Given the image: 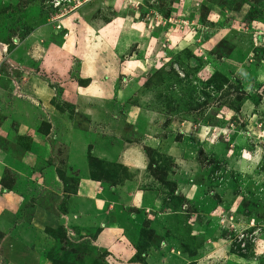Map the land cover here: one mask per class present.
Returning a JSON list of instances; mask_svg holds the SVG:
<instances>
[{"label":"rangeland","instance_id":"obj_1","mask_svg":"<svg viewBox=\"0 0 264 264\" xmlns=\"http://www.w3.org/2000/svg\"><path fill=\"white\" fill-rule=\"evenodd\" d=\"M0 138V264H264V0H0Z\"/></svg>","mask_w":264,"mask_h":264},{"label":"crops","instance_id":"obj_2","mask_svg":"<svg viewBox=\"0 0 264 264\" xmlns=\"http://www.w3.org/2000/svg\"><path fill=\"white\" fill-rule=\"evenodd\" d=\"M110 28H113L112 25H110V26L108 25L107 29H110ZM41 85H43L45 87L43 82H41V83H39V89L43 87ZM44 89H45V91L48 90L46 87ZM20 125H21L20 127L24 128L23 123H21ZM23 128L18 129L21 132V134H19L20 136L13 138L14 143H18V146L21 149H23L22 154H25L28 158H33L35 156H39L40 158H46V157L49 158L50 154H48L46 152L44 147L46 149H50L51 148L50 142L48 141L49 145L44 144V146L40 147L43 150V152L39 154L38 149L35 147L33 133H31L33 131L23 129ZM28 129H30V128H28ZM43 137L46 140L47 138H50V135H44ZM8 141L12 142V138L9 137ZM0 145L1 146H7V145L9 146V143L7 142V140L0 138ZM4 162L6 165L3 163H0V181L4 177L3 173H2L3 169H6L8 167V169H11L16 173V175L13 177L16 181L12 182V185L17 184L19 182V180L22 179L23 183H22V186H20V188H23L24 186H26V189L24 188L26 192H30L28 190V187H31L32 189L35 187V184H33L30 181V179H33V175H27L29 173V170H27L26 165L25 166L24 165H17L16 160L14 161V159L12 160V158H9V159L4 158ZM17 172H19L21 174V177L18 178ZM57 182H61V181L57 180ZM48 184H49V182H48ZM48 184H47V186H44V189L48 190L51 187L58 186V183H56L55 186H52V185H54L53 181L49 185ZM37 185H39V184L37 183ZM1 190L4 191L5 189H3L2 186L0 185V191ZM7 192L8 193L6 195H3L0 198V209H2V207H3L4 209H7L10 212H12V210L10 208H7L9 205L6 202L7 201L6 199L9 197V194L11 192H13V190L10 189ZM70 198H71L70 200H74V201L77 200L76 195H73ZM97 211H100V208H98V205L96 203H93V204L85 203L84 204L83 202H76V203L74 202V204H70L68 206V208L66 209V211L64 213H61V212L53 213L52 212V214H50L49 212L44 211V210H36L34 212L31 223L33 224V226L34 225L40 226V224H43L45 222L46 223L45 226L49 225L50 227H52V229H53V227L56 226L57 230H59V229L63 230L64 229V231H65V229H66V231H68L70 233H73V234L76 233L77 234L79 232V230L93 231V228L98 229V228L104 227L103 224L105 222H103V221H106V220H104L105 216L103 218L97 219L96 217H97V214L99 213ZM108 212L109 213L113 212L112 207H111V209L110 208L108 209ZM152 213L156 214V211L153 208H152ZM116 217H119V216L117 215ZM155 217L157 220H160V218L158 216L155 215ZM129 218H131V216ZM99 219H102V220H99ZM157 220L154 222V224L157 222ZM4 223H6V222H3V221H2V223L0 222V226L5 227ZM130 223L132 225H134L133 218H131ZM157 224H159V223H157ZM64 231H61V232H64ZM101 232L103 233V231H101ZM102 233H100V234H102ZM157 233H159V232H157ZM100 237H102V235L99 236V238ZM29 239H30V237L26 238V236H25L22 241L24 243H30L31 240H29ZM129 245H130V248L127 247L126 251L127 250H130V251L133 250L132 244H129ZM7 260H8V264H10L12 262V261H9L8 258H7ZM13 264H15V263L13 262Z\"/></svg>","mask_w":264,"mask_h":264},{"label":"bare ground","instance_id":"obj_3","mask_svg":"<svg viewBox=\"0 0 264 264\" xmlns=\"http://www.w3.org/2000/svg\"><path fill=\"white\" fill-rule=\"evenodd\" d=\"M77 9V8H76Z\"/></svg>","mask_w":264,"mask_h":264}]
</instances>
